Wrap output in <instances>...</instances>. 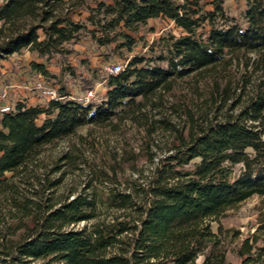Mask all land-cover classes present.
Wrapping results in <instances>:
<instances>
[{"label": "trees", "instance_id": "16d2710c", "mask_svg": "<svg viewBox=\"0 0 264 264\" xmlns=\"http://www.w3.org/2000/svg\"><path fill=\"white\" fill-rule=\"evenodd\" d=\"M225 1L1 0L0 65L29 51L44 60L32 61L31 73L61 81L76 75L68 44L80 41L108 62H127L107 75L99 100L86 103L66 84H52L63 99L18 100L0 115V264H228V245L241 264H264V211L244 236L211 227L228 210L264 197V88L244 100L243 90L220 116L192 117L186 135L146 175L123 182L111 166V176L101 169L61 192V167L37 169L46 147L87 125L136 119L178 79L242 52L264 61V0H245L238 16ZM150 20L170 26L155 41L141 33ZM139 46L144 52L134 54ZM53 61L58 75L46 65ZM103 177L116 183L106 193L94 183Z\"/></svg>", "mask_w": 264, "mask_h": 264}, {"label": "rangeland", "instance_id": "374dc122", "mask_svg": "<svg viewBox=\"0 0 264 264\" xmlns=\"http://www.w3.org/2000/svg\"><path fill=\"white\" fill-rule=\"evenodd\" d=\"M225 7L232 16H238L245 9L246 2L226 0ZM169 27L159 20H150L142 26L141 33L149 41H155ZM68 46L76 50L71 56L76 75H65L61 81L50 78L49 83L57 87L64 83L75 96H84L89 90L84 80L87 78L95 86L92 88L97 92L95 100H99V92H104L103 88L107 85V67L113 63L125 65L127 60L108 62L99 56L100 51L88 41ZM142 50V46H139L134 54L143 53ZM16 56L12 61H4L0 65V79L8 84L13 83L15 78L18 83H25L27 78L23 77L24 74L28 77L35 75L30 72L31 62H44L29 51L19 55V58ZM232 58L202 73L176 80L171 89H162L149 100L136 119L114 120L103 126L87 125L75 135L46 147L37 159L38 172L61 167L64 172L61 192H66L69 188L79 189L94 179L101 169L107 170L111 176V166L116 168L117 178L123 182L126 178L148 174L157 162L171 153V149L178 143L177 138L182 134L186 135L192 124V117L200 122L202 116H220L227 112L243 90L246 91L242 98L244 100L254 90L264 88V61L259 54L242 52ZM46 65L50 72L59 74L60 69L54 61ZM26 90L33 91L29 88ZM34 95L37 97L36 93ZM21 97L27 100L25 96ZM11 98L14 104L18 101L13 93ZM34 102L46 104L41 97ZM64 156H67L66 159H63ZM51 176H60V171L51 173ZM94 183L103 193L116 184L108 177H103L102 180L99 178ZM104 210L102 209L103 212ZM263 211L264 197L253 196L238 207L228 210L217 221L211 222V227L215 232L219 226L238 229L244 236L255 230ZM227 250L228 264H241L233 246L228 245ZM202 259L201 256L198 260Z\"/></svg>", "mask_w": 264, "mask_h": 264}, {"label": "built area", "instance_id": "2783aa9c", "mask_svg": "<svg viewBox=\"0 0 264 264\" xmlns=\"http://www.w3.org/2000/svg\"><path fill=\"white\" fill-rule=\"evenodd\" d=\"M124 69L121 63H115L107 67V75L119 73ZM31 89L45 101L61 100L62 96L58 93L57 87L48 83L43 76L38 75L32 82ZM96 90L89 89L82 99L89 103L96 98ZM12 86L4 80H0V115L7 113L13 109L14 103L11 98Z\"/></svg>", "mask_w": 264, "mask_h": 264}, {"label": "crops", "instance_id": "0c3cea01", "mask_svg": "<svg viewBox=\"0 0 264 264\" xmlns=\"http://www.w3.org/2000/svg\"><path fill=\"white\" fill-rule=\"evenodd\" d=\"M16 58H19V56H16ZM15 59V58H14ZM13 60V58L11 59V61ZM8 62V61H7ZM38 75H40V76H42L41 74H39V73H35V75H30L29 77H28V75L27 74H24V78L26 79V82L25 83H18L17 81H15V80H17L16 78L14 79V82L13 83H11V86H12V93L14 94V98L15 99H17V100H25V98H22L21 96H25L26 98H27V102L29 103V104H37L36 102H34L35 100H37L38 99V95H37V97H35V95H34V93L35 92H30V91H28V90H26V89H28L29 88V90H32L31 89V85H32V82H33V80L38 76ZM22 77V78H23ZM1 80V79H0ZM5 81V80H4ZM27 84H28V86H27ZM25 89V90H24ZM104 89V92H99V96H101V97H104L105 95H106V93H107V90H108V88H107V86L106 87H104L103 88ZM72 94H74V93H72ZM75 95V94H74ZM83 96V95H82ZM18 97V98H17Z\"/></svg>", "mask_w": 264, "mask_h": 264}]
</instances>
